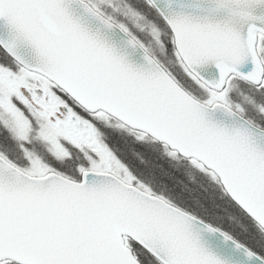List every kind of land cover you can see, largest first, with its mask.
Segmentation results:
<instances>
[{
    "label": "snow or ice",
    "instance_id": "1",
    "mask_svg": "<svg viewBox=\"0 0 264 264\" xmlns=\"http://www.w3.org/2000/svg\"><path fill=\"white\" fill-rule=\"evenodd\" d=\"M106 130L227 206L155 192ZM0 264H264V0H0Z\"/></svg>",
    "mask_w": 264,
    "mask_h": 264
},
{
    "label": "rangeland",
    "instance_id": "2",
    "mask_svg": "<svg viewBox=\"0 0 264 264\" xmlns=\"http://www.w3.org/2000/svg\"><path fill=\"white\" fill-rule=\"evenodd\" d=\"M106 134L108 136V142L111 143L115 147L114 151L118 158L128 167L132 170L133 174L136 177L142 176V180L145 181V177L142 174L144 173V168L149 165L151 161L149 159L153 158L154 162H159V164L163 163H169L168 165L171 168L180 167L183 164L182 159H172L168 158L166 155L165 149L163 145L161 144H152L150 140H146L144 142H138L136 141L134 135L127 132L126 130H106ZM149 156L147 159L146 157ZM151 157V158H150ZM169 159V162H167V159ZM164 164V163H163ZM152 165V163H151ZM193 173V176H192ZM191 173L192 182L197 183L199 182L198 179L201 181L199 182V189L203 192V194L209 198H212L215 200L216 203L225 205L226 199L223 200L218 199L221 196L220 189L212 184L208 178L200 173L198 170H194ZM143 181V182H144ZM149 185L148 182H144ZM152 187V185H149ZM153 188V187H152ZM154 189V188H153ZM164 195L171 196L180 199V201L190 207H196V205L192 202L186 201L176 194H174L172 191L170 192H164ZM239 232V230L237 231Z\"/></svg>",
    "mask_w": 264,
    "mask_h": 264
},
{
    "label": "trees",
    "instance_id": "3",
    "mask_svg": "<svg viewBox=\"0 0 264 264\" xmlns=\"http://www.w3.org/2000/svg\"><path fill=\"white\" fill-rule=\"evenodd\" d=\"M151 143L161 145V143H158V142L152 141ZM146 158L148 159L149 156H147ZM168 158H166L167 162H169ZM181 159H182L181 161H183V164L180 167H175V168H171L168 165L169 163H165L164 161H163L164 164L163 163L159 164L158 161L154 162L155 160L154 158L153 160L149 159V161L151 162L149 163L148 166L144 168V173L142 172V174L145 177V181L142 180V176H139L137 178L141 180L142 182L143 181L148 182L149 185H152V187L154 188L152 189L157 193H163V191L164 192L172 191L174 194H176L180 198L186 201L192 202L195 205L197 201H200L207 205L209 203V197L205 196L203 192L199 189L200 187L199 182L201 180L198 179L199 180L198 184L192 182L191 173L192 171L196 169L192 167L186 159H183V158ZM192 176H193V173H192ZM225 199L227 200L226 197ZM238 230L239 229H237V231ZM239 238L242 241L248 239V237L245 234H240Z\"/></svg>",
    "mask_w": 264,
    "mask_h": 264
},
{
    "label": "water",
    "instance_id": "4",
    "mask_svg": "<svg viewBox=\"0 0 264 264\" xmlns=\"http://www.w3.org/2000/svg\"><path fill=\"white\" fill-rule=\"evenodd\" d=\"M160 143V142H159ZM207 243L209 246L214 250L221 254H232L235 257V254L232 253L231 249L227 246H225L220 239L214 236H206L205 237Z\"/></svg>",
    "mask_w": 264,
    "mask_h": 264
},
{
    "label": "flooded vegetation",
    "instance_id": "5",
    "mask_svg": "<svg viewBox=\"0 0 264 264\" xmlns=\"http://www.w3.org/2000/svg\"><path fill=\"white\" fill-rule=\"evenodd\" d=\"M107 143H108V142H107ZM109 143H110V142H109ZM109 143H108L109 147L112 148L113 151H114L115 147H114L113 145H111V143H110V144H109ZM114 152H115V151H114ZM115 154H116V153H115ZM117 157H118V156H117ZM129 170L132 172V170H131L130 168H129ZM132 174H133V172H132ZM133 175H134V174H133Z\"/></svg>",
    "mask_w": 264,
    "mask_h": 264
}]
</instances>
